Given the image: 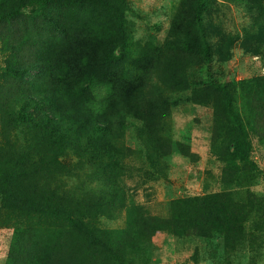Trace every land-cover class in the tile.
<instances>
[{"label": "trees", "instance_id": "obj_1", "mask_svg": "<svg viewBox=\"0 0 264 264\" xmlns=\"http://www.w3.org/2000/svg\"><path fill=\"white\" fill-rule=\"evenodd\" d=\"M127 6L0 0L8 264H152L158 232L194 239L192 264H261L264 192L253 152L264 151V73L228 83L222 66L238 46L264 58V0H179L160 46L136 38ZM199 107L212 111L206 151L221 164L218 180L208 172L203 194L140 220L128 204L129 132H138L145 175L170 184L199 161L192 148L202 123L191 115ZM39 223L50 225L45 241Z\"/></svg>", "mask_w": 264, "mask_h": 264}, {"label": "rangeland", "instance_id": "obj_2", "mask_svg": "<svg viewBox=\"0 0 264 264\" xmlns=\"http://www.w3.org/2000/svg\"><path fill=\"white\" fill-rule=\"evenodd\" d=\"M127 1H129L130 6H127L125 11L128 14L129 22L134 25L136 38H141L142 43L147 46H160L167 35L171 18L179 0ZM232 19L238 29L244 22L241 13L237 11H234ZM239 48L238 46L234 53V59L222 66V71L225 72L226 82L228 83L235 79L236 81H241L256 74L264 73V58L261 60L259 57H249ZM27 54L29 55V53ZM11 82L15 87L19 85L15 81ZM209 109L208 107L191 109V115L202 123L201 130L195 134L198 139L193 142L192 148V152L200 158L196 165L193 163L188 165L186 174L182 175L183 172H180L178 175L173 176L170 184L162 179L150 178L145 175V172H148L150 167L138 147V141L135 138L138 132L134 128L129 132L128 145L135 151L130 159V167L134 169L135 173H132L133 178L127 179L129 189L128 204L130 206L136 205V209L140 214L139 219L142 217L163 218L168 212V205L173 200L203 194L204 184L207 181L205 174L208 172H212V175H214L213 179L218 180L221 164L212 159L210 153L206 151L213 120L212 111ZM262 153L260 149H257L253 152V155L257 161H261V183L258 191L264 192V154L262 155ZM141 224L142 222L140 221L138 229L144 232L145 229H143ZM47 226L50 227L47 223L38 224L37 229L40 230H38L37 237L39 241H45L48 238L49 229ZM11 234L12 230L8 234L1 235L3 245H0V264H8L7 252L12 243L10 239L13 237ZM149 240L154 245L152 249V264L193 263L191 256L196 246L194 239H177L166 232H158L153 237L152 242L151 239ZM261 264H264V262Z\"/></svg>", "mask_w": 264, "mask_h": 264}]
</instances>
